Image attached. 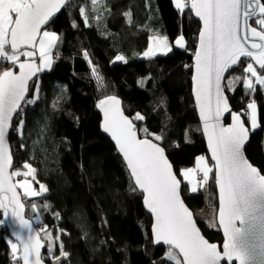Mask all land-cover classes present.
Segmentation results:
<instances>
[{"label": "trees", "instance_id": "trees-1", "mask_svg": "<svg viewBox=\"0 0 264 264\" xmlns=\"http://www.w3.org/2000/svg\"><path fill=\"white\" fill-rule=\"evenodd\" d=\"M81 7L88 14L87 24ZM47 29L61 37L54 52L63 58L36 81L39 95L34 104L24 106L22 135L15 132L17 118L10 135L14 169L22 171V165L29 163L36 169V187L41 183L47 188L37 198L23 196L27 218L41 230L47 248L51 238L59 235L70 254L67 264H165L167 250L153 244L152 217L144 209L143 196L132 191L123 160L102 132L98 104L116 96L138 126L162 133V141L153 140L164 147L181 180V170L193 167L199 156L210 161L192 94L193 53L201 23L191 12L180 14L173 0H98L96 5L73 0ZM156 35L172 44L183 36L187 48L141 58ZM117 55L127 62H117ZM32 89L33 83L29 97ZM226 94L234 112L248 111L249 96L240 86ZM252 98L260 126L251 133L246 155L264 173V91H255ZM136 113L144 116V126L135 120ZM183 187V198L192 211L205 205L219 208L212 179L207 193H193L184 183ZM32 204L36 205L33 213ZM200 228L210 242L223 245L220 230L204 224ZM1 233L8 235L5 224L0 225V264H18ZM44 260L58 264L48 258L47 249Z\"/></svg>", "mask_w": 264, "mask_h": 264}, {"label": "snow or ice", "instance_id": "snow-or-ice-1", "mask_svg": "<svg viewBox=\"0 0 264 264\" xmlns=\"http://www.w3.org/2000/svg\"><path fill=\"white\" fill-rule=\"evenodd\" d=\"M71 2L67 0L69 6ZM90 2L96 5L98 0ZM65 4L66 0H0V210L4 216L0 225L10 214L14 224L26 229V235L18 231L12 233L16 242L9 240L18 264H43L41 249L45 244L41 242V230L34 229L31 221L24 219V204L16 186L24 189L25 196H39L47 188L40 184L39 191L32 190L28 177L35 180L36 169L29 163L22 165L27 171H9L13 157L7 135L14 115L16 134L22 135L24 131L23 106L36 102L37 73L50 69V52L53 48L58 51L57 42L61 39L44 26ZM174 6L180 14L191 12L202 21L197 51L193 53L194 95L214 161V165L209 166L201 156L196 168L186 169L180 175L195 193L197 173H202L199 183L203 187L209 183L210 173L215 168L211 179L219 189V225L226 238L223 250H218L215 243L200 234L192 213L185 207L180 195L181 180L173 172L164 147L157 143L164 139L162 133L153 134L146 127L138 128L132 118L124 115L116 96L99 101L98 107L104 115L103 131L109 133L118 146L131 178L132 191L144 194V204L154 216V243L168 246L165 264H221L222 261L231 264L233 260L239 264H264V173L253 166L244 153L249 131L257 127V105L252 94L264 91V0H174ZM79 11L87 24L85 8ZM76 26L73 23V27ZM154 40L164 55L171 52L173 46L186 49L183 36L174 45H170L166 37L157 36ZM156 54L154 48L143 52L146 58ZM83 55L87 58L88 53L85 51ZM21 57L26 59L21 61ZM36 57L39 64L33 59ZM115 59L127 62L123 55ZM234 68H241L242 72H231ZM92 71L95 73V68ZM34 77L32 96L26 98L29 81ZM100 79L97 75V80ZM237 86L249 96L246 109L250 111L231 110L225 93L234 92ZM225 113L231 115L230 126L222 123ZM242 116L247 118L248 126ZM135 120L143 121L144 116L136 113ZM13 177L23 179L13 183ZM31 207L36 209L35 204ZM237 222L245 227H238ZM47 251L58 264L61 258L67 264L70 254L59 235L48 243Z\"/></svg>", "mask_w": 264, "mask_h": 264}, {"label": "water", "instance_id": "water-1", "mask_svg": "<svg viewBox=\"0 0 264 264\" xmlns=\"http://www.w3.org/2000/svg\"><path fill=\"white\" fill-rule=\"evenodd\" d=\"M73 1V0H72ZM72 3V2H71ZM69 5H68V3H67V0H66V4H65V6L64 7H62L53 17H52V19L49 21V24L48 25H45L44 27L45 28H48L65 10H66V8L68 7ZM193 15H194V13H193ZM194 18L198 21V22H200L201 23V29H202V21H200L199 20V18H196L195 16H194ZM43 30V29H42ZM197 51V50H196ZM243 59L244 58H241V60L243 61ZM24 61V60H23ZM38 64H39V61H37V60H35ZM194 62H195V57H194V60H193V64H194ZM236 69H238V68H234V69H231L230 71L232 72V71H234V70H236ZM41 72H39V73H37V76L38 77H40L41 76ZM194 75H195V72H194V68H193V76H192V94H193V98H194V103H195V107H196V111H197V114H198V118H199V121H200V125H201V128H202V133H203V137H204V140H205V143H206V146H207V151H208V155H209V158H210V161L212 162V164L214 165V161H212L211 160V150H210V148H209V145H208V139H207V135L204 133V131H203V119H202V117H201V115H200V109H199V106H198V104H197V102H196V100H195V95H194V88H195V85H194V81H193V77H194ZM226 75V77L229 75L228 73H226L225 74ZM36 80V78L34 77L33 78V80H30L29 81V91H28V93L26 94V98H28L29 97V95H30V86H31V84H32V82L33 81H35ZM226 94V93H225ZM227 95V94H226ZM227 97H228V95H227ZM119 99V98H118ZM120 100V99H119ZM121 101V100H120ZM228 103H229V106H230V108H231V110H232V106H231V104H230V101H229V98H228ZM24 107V106H23ZM121 108H122V110H123V112H124V108H123V105H122V102H121ZM233 111V110H232ZM234 112V111H233ZM237 113V112H236ZM99 114L101 115V118H102V123H101V129H102V132L105 134V136L112 142V144H113V146L116 148V150H117V153L119 154V156L121 157V159H122V155L119 153V151H118V146L115 144V141L112 139V137H111V135L109 134V133H106V132H104L103 131V122H104V115H103V112L100 110V108H99ZM124 115L125 116H127L126 114H125V112H124ZM15 119H16V116L14 115V117H13V123H12V127L9 129V131H8V135H7V144H8V146H9V149H10V151H11V153H12V157H13V152H12V148H11V144H10V135H11V131H12V128H13V124H14V122H15ZM230 120V123L229 124H227V120ZM242 119H244L243 118V116H242ZM222 123L225 125V126H230L232 123H233V121H232V119H231V115L229 114V113H225L224 115H223V117H222ZM245 125H246V123H245ZM247 126V125H246ZM138 128H139V126H137ZM139 135H141V134H139ZM250 140H251V132L249 131V138H248V140L246 141V143H245V145H244V153H245V156H246V158L248 159V157H247V155H246V149H247V147H248V145H249V143H250ZM155 142V141H154ZM165 155L167 156V158H168V160H169V162H170V164L172 165V170H173V172L177 175V178L178 179H180L179 178V176H178V174H177V172H176V170H175V168H174V165L172 164V162H171V160L169 159V157H168V155H167V152H166V150H165ZM249 160V159H248ZM249 162H250V160H249ZM251 163V162H250ZM14 164H15V162H14V157H13V166H12V169H9V171L11 172L12 170H14ZM254 166V165H253ZM259 169V168H258ZM128 171V170H127ZM216 171V170H215ZM129 173V172H128ZM181 180V179H180ZM13 183H16V181H15V179H14V177H13V181H12ZM183 183H182V180H181V185H180V195H181V199L183 200V202H184V205H185V207H187L188 208V210L192 213V219L194 220V222L196 223V226H197V228L199 229V231H200V234L206 239V240H208L206 237H205V235L203 234V232H202V230H201V228H200V224L197 222V220H196V217H195V213L188 207V205L186 204V202H185V200H184V198H183V195H182V192H183ZM217 190H218V201H219V189H218V186H217ZM16 191L18 192V194H19V199H20V201H21V203H23L24 204V209L22 210V215H23V217H24V219H27V220H29V221H31L30 219H28L27 218V207H26V205H25V203H24V199H23V194H22V192H21V190L18 188V186H16ZM142 196H143V205H144V209H145V211L152 217V227H151V232H152V238H153V231H152V229H153V227H154V216H153V214L152 213H150L148 210H147V207H146V205L144 204V194L143 193H140ZM9 195H11V194H9ZM219 207H220V204H219ZM0 213L2 214V219H4V216H3V212H2V210H0ZM217 222H218V227H219V230H220V232L222 233V236H223V239H224V241H225V237H224V234H223V228H222V226H220L219 225V208H218V214H217ZM31 223H32V225H33V228L34 229H38L36 226H35V224L31 221ZM5 226H6V228H7V231H8V234H9V237L11 238V240L13 241V242H16L15 241V237L12 235V233L14 232V231H18V232H20V233H22V234H24V235H26L27 234V232H26V229H22V228H20L19 226H18V224H14V222H13V220L11 219V215L9 214V217L7 218V219H5ZM237 226L238 227H245L244 225H240L239 224V222H237ZM40 238H41V242L42 243H44L45 244V247L44 248H42L41 249V257L43 258V264H47L46 262H45V260H44V254H45V251H46V249H47V245H46V243L42 240V237H41V235H40ZM209 241V240H208ZM210 242V241H209ZM210 243H212V242H210ZM224 243V242H223ZM153 244H154V246H155V248H164V249H166L167 250V245H163V244H155L154 243V238H153ZM216 245H217V247H218V250H220V251H222L223 250V245L221 246L219 243H215ZM221 264H226V262H224V261H222L221 262ZM231 264H239V262L238 261H236V260H233L232 262H231Z\"/></svg>", "mask_w": 264, "mask_h": 264}, {"label": "rangeland", "instance_id": "rangeland-1", "mask_svg": "<svg viewBox=\"0 0 264 264\" xmlns=\"http://www.w3.org/2000/svg\"><path fill=\"white\" fill-rule=\"evenodd\" d=\"M173 3H174V0H173ZM176 8V7H175ZM49 31H52V30H49ZM52 32H54V31H52ZM56 33V32H55ZM157 36H159V35H156V36H153V37H151V39H150V44H149V47H148V49L149 48H154V49H156L157 50V54L154 56V57H158V56H166V55H164L158 48H157V44H156V41L154 40V37H157ZM159 37H161V36H159ZM161 38H163V37H161ZM180 38V37H179ZM179 38H177V39H179ZM184 38V37H183ZM176 39V40H177ZM168 40V39H167ZM169 41V40H168ZM184 41H185V45H186V48H187V43H186V40H185V38H184ZM169 44L170 45H174V44H172L170 41H169ZM147 49V50H148ZM173 49H177V50H185V49H182V48H178V47H175V46H173L172 47V51L171 52H168L167 53V55H169V54H171L172 52H173ZM146 50V51H147ZM53 54H58V53H55L54 52V48L51 50V52H50V55H51V57H52V63H53ZM154 57H152V58H154ZM141 58H143V59H152V58H146V57H144L143 55H142V57ZM21 59V61H23V60H25L26 58L25 57H21L20 58ZM34 60H37V61H39V58L38 57H36V58H33ZM117 62H123V61H118L117 60ZM39 63H40V61H39ZM52 63H51V66H50V69H46V70H43V71H41V73L43 74V73H45V72H48V71H50L51 70V67H52ZM5 67H8V65L7 64H5L4 65ZM257 105V104H256ZM25 106V105H24ZM248 111H250V110H248ZM140 124L142 125V126H144V124H143V122H141L140 121ZM137 125V124H136ZM138 126V125H137ZM259 126H260V124H259V109H258V106H257V127L255 128V129H251L250 130V132L251 133H254L256 130H258L259 129ZM139 128H141L140 126H139ZM142 135V134H141ZM201 156H199L198 158H197V160H196V164L193 166V167H191V168H196L197 167V162H198V159L200 158ZM204 158H205V161L207 162V164L209 165V166H212L211 165V163H210V161H209V159H208V157L207 156H203ZM191 168H184V169H182L181 170V172L182 171H184V170H186V169H191ZM22 171H27L26 169H24V170H22ZM213 171H215V168H213ZM202 175V173H197V176H196V180H197V191L196 192H198V191H200V190H204V191H206L207 189H208V187H209V184H210V181H211V178H212V173H210V179H209V183L207 184V185H204L203 187H201L200 186V183H199V180H200V176ZM182 177V176H181ZM22 177H15V181H18V180H21L22 181ZM181 179V178H180ZM28 180H29V182H30V184H31V186H32V190H35V191H39V188H37L36 187V176H35V180H33L32 179V177H28ZM182 183H184V184H186V185H188L189 187H190V190H191V186L187 183V181H185L184 180V178L182 177ZM41 184V183H40ZM40 184H39V186H40ZM17 186H18V188L21 190V192H22V194H23V196H25L24 195V189H22V188H20L19 187V185L17 184ZM38 186V187H39ZM47 193V191L46 192H43V193H41L39 196H41V195H44V194H46ZM205 193H207V191L205 192ZM39 196H31V195H29V196H25V198H28V199H34V198H37V197H39ZM30 208H31V212L33 211V208L30 206ZM194 212V211H193ZM33 213V212H32ZM195 213V217H196V220H197V222L199 223V224H204L208 229H212V230H219V227H218V222H217V214H218V209H215V208H212V207H210V206H208V205H205V207L202 209V210H200V211H195L194 212ZM37 220H39L38 221V223H42L41 222V219H38L37 218ZM2 234V233H1ZM3 235V234H2ZM56 236H57V233H56ZM55 236V237H56ZM3 239H5L4 238V236H3ZM53 238H51V240H52ZM11 240V239H10ZM6 241L9 243V240L7 239V237H6ZM9 245H10V243H9ZM10 250H11V245H10ZM166 250V249H165ZM166 257V256H165ZM13 258H15V257H13ZM48 258L49 259H52L51 257H49L48 256ZM52 260H54V259H52Z\"/></svg>", "mask_w": 264, "mask_h": 264}, {"label": "built area", "instance_id": "built-area-1", "mask_svg": "<svg viewBox=\"0 0 264 264\" xmlns=\"http://www.w3.org/2000/svg\"><path fill=\"white\" fill-rule=\"evenodd\" d=\"M62 58H63V54H62V53L53 54V62H54V63H55V62H58V61L61 60ZM1 237H3L2 234H1ZM6 237H7L8 240L11 239V238L9 237V234H8V235H5V234H4V238H5V239H6ZM10 257H11V258L14 257L12 251L10 252Z\"/></svg>", "mask_w": 264, "mask_h": 264}, {"label": "bare ground", "instance_id": "bare-ground-1", "mask_svg": "<svg viewBox=\"0 0 264 264\" xmlns=\"http://www.w3.org/2000/svg\"><path fill=\"white\" fill-rule=\"evenodd\" d=\"M33 83V82H32ZM31 87V86H30ZM119 155V154H118Z\"/></svg>", "mask_w": 264, "mask_h": 264}]
</instances>
